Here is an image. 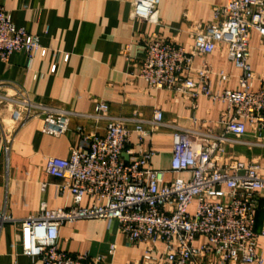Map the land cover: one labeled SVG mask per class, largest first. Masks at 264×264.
I'll list each match as a JSON object with an SVG mask.
<instances>
[{
  "label": "built area",
  "instance_id": "built-area-1",
  "mask_svg": "<svg viewBox=\"0 0 264 264\" xmlns=\"http://www.w3.org/2000/svg\"><path fill=\"white\" fill-rule=\"evenodd\" d=\"M160 1L134 0L132 18L158 25ZM252 32L259 35L264 47V0H226L214 9L213 21L195 34L189 48L157 37L146 41L139 77L150 90L225 104L222 134L176 129L170 169L156 170L151 167L154 150H133V133L140 144L151 134L139 114H135L134 129H130L122 120H109V105L99 100L94 118L109 120L105 136L85 135L77 127L79 140L70 157L47 161V174L66 182L57 184L56 192L69 194L71 205L50 210L43 203L39 216L23 220L15 219L6 208L0 209V230L7 224L18 225L22 254L43 264L103 261V256L91 257L87 252L71 255L59 246L63 225L86 220L117 222L130 243L144 245L143 264H264L258 248L259 238H264V216L260 234L255 232L257 213L264 211L260 203L264 166L229 156L226 148L231 144H260L264 138V73L256 75L251 69ZM216 51L241 72L237 89L214 92V75L223 84L231 76L224 70L215 71L206 61L194 68L197 56ZM16 53L24 54L30 65L38 54L45 57L47 50L39 36L16 26L0 8V62H7ZM55 70L56 66L52 72ZM10 89L9 93L0 90V106L13 107L14 128L3 131L6 154L18 130L32 121L41 122L44 134L60 137L69 132L73 117H83L36 103L18 86ZM162 122L163 113L156 108L151 127L156 129ZM193 124L198 125V119L193 118ZM248 128L256 143L242 140ZM180 173L188 174L189 179L169 177ZM85 200L88 205H83ZM199 238L205 243L197 245ZM159 243L164 245L163 251ZM115 249L113 245L111 252Z\"/></svg>",
  "mask_w": 264,
  "mask_h": 264
},
{
  "label": "crops",
  "instance_id": "crops-1",
  "mask_svg": "<svg viewBox=\"0 0 264 264\" xmlns=\"http://www.w3.org/2000/svg\"><path fill=\"white\" fill-rule=\"evenodd\" d=\"M134 0H0L13 23L25 28L31 35L39 36L47 55L38 54L28 64L22 53L13 54L5 63L0 62V86L4 93L10 87L25 90L32 100L46 106L69 110L75 116L70 121V130L60 137L42 132L39 120L32 121L16 134L8 154L4 150L3 131L14 128L13 107L0 106V209L17 220L37 217L43 203L50 210L70 206L69 194L56 192L57 184L66 182L47 174L49 158L70 157L71 148L78 143L76 128L85 135L105 136L109 120H122L134 129L135 114L151 131L140 144L137 134L132 135L135 152L151 148L155 155L151 167L169 170L173 150V134L176 129L197 130L202 133L222 134L225 130L221 120L227 113L223 103H213L205 97L196 101L167 90H150L139 77L140 65L145 56L146 41L157 37L176 46L189 48L194 36L213 21L216 7L226 0H161L159 24L154 25L131 16ZM129 48L127 54L125 49ZM250 65L256 75L264 73V47L259 35L251 33ZM206 61L217 70H224L231 80L223 84L212 77L214 92L224 88L237 89L240 71L216 51L208 56H197L194 68ZM56 66L55 72L52 68ZM197 80L196 76H194ZM109 105V120L94 118L96 102ZM163 113L162 125L151 127L154 110ZM193 118L199 124H193ZM152 129V130H151ZM256 143L248 128L242 139ZM256 145H228V155L245 163L264 166V138ZM264 178V170L262 171ZM171 179H189L186 173L171 174ZM261 207L264 195L260 194ZM85 200L83 205H88ZM264 211L256 216L255 232L263 227ZM20 227L7 224L0 230V264H43L38 258L22 254L19 246ZM205 243L199 238L197 245ZM116 249L111 252V247ZM59 246L71 255L89 253L91 257L103 256L100 263L87 264H143L145 247L130 243L121 232L119 224L104 220L78 221L65 224L60 229ZM159 250L164 245L158 244ZM258 248L264 257V238H259Z\"/></svg>",
  "mask_w": 264,
  "mask_h": 264
},
{
  "label": "water",
  "instance_id": "water-1",
  "mask_svg": "<svg viewBox=\"0 0 264 264\" xmlns=\"http://www.w3.org/2000/svg\"><path fill=\"white\" fill-rule=\"evenodd\" d=\"M125 157H126V159H128L127 156H125Z\"/></svg>",
  "mask_w": 264,
  "mask_h": 264
}]
</instances>
